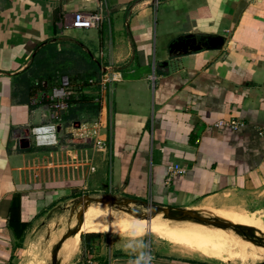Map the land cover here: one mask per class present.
<instances>
[{"label":"crops","instance_id":"obj_1","mask_svg":"<svg viewBox=\"0 0 264 264\" xmlns=\"http://www.w3.org/2000/svg\"><path fill=\"white\" fill-rule=\"evenodd\" d=\"M81 10H102L101 25L75 29ZM187 34H219L225 42L171 52ZM67 73L71 106L56 142L40 145L30 129L47 121L48 107L32 100L61 86ZM105 74L112 90L102 93L88 80ZM96 130L107 149L96 147ZM25 136L28 147L20 144ZM176 164L185 172L168 181ZM107 187L136 203L194 206L254 225L257 214L215 205L222 196L264 188V0H0V264L28 260L52 212L78 192ZM93 204L83 210V223ZM158 220H142L131 232L147 224L156 231ZM96 222L112 228L103 218ZM208 225L201 254L193 256L202 259L147 250L137 235L115 244L98 228L83 230L80 246L60 264L230 263L207 254V230H226ZM238 235L243 254L264 255ZM220 241L231 248L225 235ZM230 252L238 261L240 252Z\"/></svg>","mask_w":264,"mask_h":264},{"label":"rangeland","instance_id":"obj_2","mask_svg":"<svg viewBox=\"0 0 264 264\" xmlns=\"http://www.w3.org/2000/svg\"><path fill=\"white\" fill-rule=\"evenodd\" d=\"M68 74L71 80L72 77L70 76V73H67L66 75ZM89 193L84 194L83 192H78L77 197L73 201L66 202L62 206H59V208H57V211L54 214L52 212V218H46V225L40 228V231L38 232L43 233L44 236V245H41L42 243L39 242L41 243V248L39 246V250L44 251L42 252L43 254L41 255L39 250L37 249L35 250L36 252L34 251L33 256L30 255L28 260L26 258L22 264H42L41 262H43V260H48V264L51 263V253L53 248L65 233L73 229V227H70L66 224V220L62 222L57 220H59V217L62 214L67 215L68 213H75V220L79 223L78 214L80 213V211L83 210L88 197L93 198V201L91 203H94L93 207H97L91 208V210L96 211V217L103 218L104 221L107 223V227L112 226V228H106L104 230H101L100 234L108 236L111 239L113 238V240H115V244H119L125 239H134L133 237L137 235L139 239L143 241L147 250H149L150 247L155 250H158L159 248L161 250V248H163L162 250L164 252H168L171 254L173 253L192 258H200L193 256H200L201 254L199 244L203 242V240H205L202 237V232H204V229L206 227H210L208 225L209 223L199 222L195 219L190 220L188 218L184 220H173L170 222L158 220L159 222L154 224V228L156 231L152 230L147 224L145 225L143 231H141L139 234H134L130 231L135 225L134 221H137V223L138 221L142 220H146L147 222L149 221L150 217L148 216V212L151 210L149 206H147L146 204H141V202L136 203L130 201L131 199L121 196L120 194H114V191H112V189L109 187L104 188L102 190H92ZM108 196L114 198L116 200V203H97L99 201H96V199H106ZM218 200V203L215 205L217 209L221 207H230L238 210H245L250 214H257L254 215V218L256 217L254 224L257 225L254 226V229L258 231H261L262 228L264 229V227H261L262 221L264 220V188L257 192H246L243 194L235 193L233 195L225 196L224 198L222 196V198H219ZM105 204H107L106 207H104ZM193 207H191L190 209H193ZM194 210L202 212L201 208L196 207L194 208ZM152 218L156 219L155 216H153ZM257 218L260 221H257ZM165 230L169 231L168 233H171V235H169L168 233L166 235H163ZM159 232L163 234H160ZM56 234L58 235L57 241L52 243V245L47 248V250L44 249L45 244L47 246L49 240H51L52 236H55ZM69 238H67V240L63 243V247L61 246L62 250L65 248V246H67ZM35 240L36 237L32 238V241L35 242ZM42 247L44 250L42 249ZM62 253H64V250H60L59 256H62ZM32 257V262L35 263H32L31 261L30 263L28 262L29 259H31ZM59 259L61 260L63 258L59 257ZM219 262H221L222 264H231L222 260H219Z\"/></svg>","mask_w":264,"mask_h":264},{"label":"built area","instance_id":"obj_3","mask_svg":"<svg viewBox=\"0 0 264 264\" xmlns=\"http://www.w3.org/2000/svg\"><path fill=\"white\" fill-rule=\"evenodd\" d=\"M155 2L158 3V0H155ZM103 18L104 16L102 10L77 11L75 12L72 26L75 29L98 28L101 25ZM105 75L100 79L90 78L88 82L90 85H98L102 93L111 92V82L113 79L110 77V75ZM73 92L74 91L71 87V80L69 76L64 75L61 78V86L54 87L49 93H43L33 98V103L38 104L40 102L46 101L48 107L46 114L47 121L30 129V136L35 138L38 144L51 145L56 142V132L62 125L63 112L71 106L70 98ZM227 123L228 124H225L223 121L219 122V124L229 125L233 128H237L242 124V122L238 121H230ZM95 134L96 137L94 139V143L96 147L107 149V147H109V144L98 137L97 130L95 131ZM18 137H21V135H19ZM184 172L185 169L181 168L177 164L170 166L167 180L169 181L172 175L182 174ZM258 264H264V260L259 262Z\"/></svg>","mask_w":264,"mask_h":264},{"label":"bare ground","instance_id":"obj_4","mask_svg":"<svg viewBox=\"0 0 264 264\" xmlns=\"http://www.w3.org/2000/svg\"><path fill=\"white\" fill-rule=\"evenodd\" d=\"M97 203H105V202H97ZM101 206V205H100ZM107 206V204H105L104 205V207H106ZM87 206H85V208H86ZM84 208V209H85ZM92 208H97V207H92ZM89 210H91V209H89ZM88 211V210H87ZM70 212V211H69ZM199 212V211H198ZM201 214H203V215H208V214H205V213H201ZM222 214L223 213H221V216H222ZM224 214H227V215H225L224 217L225 218H227V220L228 221H231V222H236V220H237V218L236 217H233V215L234 214H230V213H224ZM223 214V215H224ZM86 216H88V219H87V221L86 222H84V223H82L80 226L78 225V222L75 220L76 218V215H75V213L73 214H70V213H68L67 215H64V214H62V221H64V220H66L67 222H66V224L68 225V226H70V227H73V228H78L76 231H75V233L74 234H72L71 236H70V238H69V243H67V246H65V248L63 249L64 250V253H62L63 255L61 256L63 259H66L67 260V255H68V253H70V254H72V253H74L75 251H76V249L78 248V246H79V243H80V238H79V234L83 231V230H85V229H87V230H94V229H98V228H101V230H102V226H104V225H102L101 223H98V222H96V211H89L88 212V215H86ZM148 216L151 218V217H153V216H155L157 219H159V220H177V219H175V218H172V217H168V216H166L165 214H164V212H163V210L162 209H159V208H155V209H151L149 212H148ZM208 216H212V215H208ZM244 216H246V215H244ZM248 216V215H247ZM68 217H70L68 220H67V218ZM83 217V216H82ZM216 217V216H215ZM241 217V216H240ZM258 217V216H257ZM262 217V216H261ZM86 218V217H85ZM187 218H191V217H185V218H182L183 220L184 219H187ZM244 218V217H243ZM222 219H223V216H222ZM246 219H250V218H246ZM246 219H243V222H237V223H240V224H243V225H245V221H246V226H249L251 229H250V231L251 232H253L254 234H257V235H259V236H261V237H263L264 238V229L262 228V230L261 231H258V230H254L253 228H255V227H253V226H257V225H253L252 227H251V223H249L250 221H247ZM252 219V218H251ZM255 219H256V217L255 218H253L252 220V222L254 223V221H255ZM257 221H260L258 218H257ZM134 222H136V221H134ZM169 222V221H168ZM259 223V222H258ZM257 223V224H258ZM105 224V223H104ZM144 222L143 221H141V222H139L138 224H135V227H133L132 229L133 230H137V229H139L140 227H142V226H144ZM199 225H200V223H199ZM261 225V224H260ZM129 226H131V225H129ZM128 226V227H129ZM194 227V226H193ZM261 227H262V225H261ZM264 227V226H263ZM199 228H201V227H199ZM226 228V230L225 231H222V230H220V231H222V232H225V239L226 240H229V242H230V244L232 245L231 246V248H229V250H225L224 249V247H223V242H221L220 240H221V238L224 236V234H222V232L220 233V235L218 234L219 232H217L218 230H217V228H213V229H208L207 231H208V234H207V236H206V238H208V241H209V243H211L212 242V244H211V247L207 250L208 252H207V254L208 255H211V256H225L224 257V259H227V260H229L230 261V263H238V264H258L259 262H261V261H263L264 260V255H262V256H256L257 254H255V253H253V254H249V256H247L246 255V253L245 254H243V252H241V250H240V246H239V244H240V242H238L240 239L238 238L239 237V235L232 229V228H227V227H225ZM260 228V227H259ZM105 229V228H104ZM261 229V228H260ZM259 229V230H260ZM200 230V229H199ZM130 231H132V230H130ZM187 231H188V229H187ZM206 231V232H207ZM133 232V231H132ZM205 232V231H204ZM203 233V232H202ZM40 237V236H39ZM53 237V236H52ZM237 238L239 239V240H237ZM41 239V238H40ZM57 239H58V235L56 234L55 236H54V238L50 241L49 240V243L47 244V246H46V244H45V247H50L51 245H52V243H54L55 241H57ZM206 240V239H205ZM205 240H203V241H205ZM244 240H247V241H249L248 243H250L249 245H253L254 246V248H256V250H258V251H260V252H264V245L263 244H257V243H255V242H253V241H251L250 239H248L247 237L246 238H244ZM43 241H44V239L42 240V244L41 245H44L43 244ZM208 241H206V242H208ZM228 243V242H227ZM229 244V245H230ZM235 244H237V245H235ZM242 244H243V242H242ZM241 244V245H242ZM203 246V245H202ZM227 246V245H226ZM252 246V247H253ZM63 247V246H62ZM195 248V247H194ZM232 248H235L236 250H238L239 252H240V254H239V258H238V261L237 260H234L233 259V257L231 256V250H232ZM245 248H246V246H245ZM248 248V247H247ZM42 249H43V247H42ZM46 249V248H45ZM231 249V250H230ZM244 249V248H243ZM242 249V250H243ZM249 249V248H248ZM44 250V249H43ZM47 250V249H46ZM61 251H63L62 249H60ZM250 250V249H249ZM42 252H44V251H42ZM232 253H234V252H232ZM236 253V252H235ZM47 254V253H46ZM236 257V256H235ZM33 261V260H32ZM31 261V262H32ZM224 261V260H223ZM48 260H43V262H41L42 264H48ZM30 263V262H29ZM32 263H35V262H32ZM60 263H62V262H60Z\"/></svg>","mask_w":264,"mask_h":264},{"label":"water","instance_id":"obj_5","mask_svg":"<svg viewBox=\"0 0 264 264\" xmlns=\"http://www.w3.org/2000/svg\"><path fill=\"white\" fill-rule=\"evenodd\" d=\"M224 42H225V37L219 34H198V35L197 34H187L186 36H183L181 38H178V40H175L171 44L170 50L171 52L179 53V52H187L188 50L199 49L201 47H206L208 49H219V48H222ZM76 125H79V122H77ZM20 144L22 147H28L30 145L29 136L23 137L20 140ZM92 201H93V198L88 197L87 201L85 202V206L90 204ZM96 201L116 203V200L112 198L111 196H108L106 199L105 198L100 199V200L96 199ZM130 201L136 202L137 200L131 199ZM142 204H146L147 206L150 207V209H155V208L162 209L166 216L172 217L175 219H182L188 216V217H191L201 222H205V223H209V224L217 225L221 227L232 228L238 234L246 236L251 241L257 244L264 245V238L251 232L250 231L251 228L249 226H246V225H243L237 222L223 220L217 217H210L207 215H203L199 213L198 211L194 209H190V208L160 206L158 204L149 203L146 201H143ZM83 210L80 211V213L78 214V220H79L78 225L79 226L83 223V219H82V215L84 212ZM77 229L78 228H73L69 230L67 233H65L60 238V240L57 242V244L52 250L50 264H60L59 253H60L61 246L67 240V238H69L72 234L75 233Z\"/></svg>","mask_w":264,"mask_h":264},{"label":"clouds","instance_id":"obj_6","mask_svg":"<svg viewBox=\"0 0 264 264\" xmlns=\"http://www.w3.org/2000/svg\"><path fill=\"white\" fill-rule=\"evenodd\" d=\"M140 259H141V260H144V259H145V257L142 255V256L140 257Z\"/></svg>","mask_w":264,"mask_h":264}]
</instances>
